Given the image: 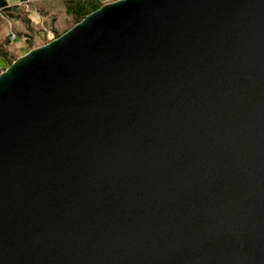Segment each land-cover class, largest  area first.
<instances>
[{"label":"water","instance_id":"water-1","mask_svg":"<svg viewBox=\"0 0 264 264\" xmlns=\"http://www.w3.org/2000/svg\"><path fill=\"white\" fill-rule=\"evenodd\" d=\"M0 264H264V0H111L0 72Z\"/></svg>","mask_w":264,"mask_h":264},{"label":"trees","instance_id":"trees-1","mask_svg":"<svg viewBox=\"0 0 264 264\" xmlns=\"http://www.w3.org/2000/svg\"><path fill=\"white\" fill-rule=\"evenodd\" d=\"M58 1L61 4L59 6L60 10L64 14L65 21L68 24L60 32L56 31L55 37L68 30L72 25L102 4V2L98 0ZM51 2L52 0H19L16 4H9L7 0H0V59L2 60L0 72L19 57L11 48V46L16 45L12 44V39L19 35L23 43L25 40L30 41V38L26 36L31 37L34 30L33 27L44 25V23L48 21L49 16L52 24L58 23L56 16L51 17V13L54 12ZM6 21L17 22L21 26L20 29L16 27L14 31L12 30L13 27L10 28V32L14 34V38L11 37V33L9 34L8 31L6 34L2 32V28L4 27L2 25H5ZM42 30L43 28H40L39 32ZM30 49H32V46L23 51L22 54Z\"/></svg>","mask_w":264,"mask_h":264},{"label":"rangeland","instance_id":"rangeland-1","mask_svg":"<svg viewBox=\"0 0 264 264\" xmlns=\"http://www.w3.org/2000/svg\"><path fill=\"white\" fill-rule=\"evenodd\" d=\"M9 4H16L18 3L19 0H7ZM102 3L107 2V1H111V0H98ZM52 5V10H54V12L51 13V17L56 16L58 19V23L56 24H52L50 22V16L47 22L44 23V25L40 26V27H33L34 30L30 36H26L27 38H30V41L25 40V42H22V38L17 35L14 39H12V44H16L15 46H11V48L14 50L15 54L20 56L23 51H25L26 49H28L29 47L32 46V48L40 46L44 43H46L45 41H49V36L53 35L55 37L56 35V31L60 32L68 23H66L65 21V17L64 14L62 13V11L60 10V2L58 0H52L51 2ZM51 10V9H50ZM49 10V11H50ZM9 23V24H8ZM2 28V32L4 34L8 33L10 34L11 32V27L12 30L14 31L16 29V27L18 29L21 28V26L17 23V22H13V21H6L5 25ZM43 28L42 31L39 32V29ZM13 33H11L10 35H12ZM2 63V60L0 59V65Z\"/></svg>","mask_w":264,"mask_h":264},{"label":"built area","instance_id":"built-area-1","mask_svg":"<svg viewBox=\"0 0 264 264\" xmlns=\"http://www.w3.org/2000/svg\"><path fill=\"white\" fill-rule=\"evenodd\" d=\"M11 37L13 38L14 37V34H12ZM53 38H55L53 35H50L49 36V40H52Z\"/></svg>","mask_w":264,"mask_h":264}]
</instances>
